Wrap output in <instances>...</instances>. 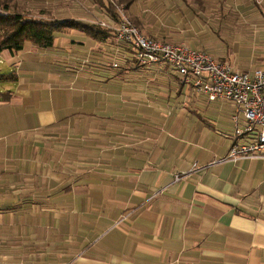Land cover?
I'll list each match as a JSON object with an SVG mask.
<instances>
[{"label": "crops", "instance_id": "0c3cea01", "mask_svg": "<svg viewBox=\"0 0 264 264\" xmlns=\"http://www.w3.org/2000/svg\"><path fill=\"white\" fill-rule=\"evenodd\" d=\"M116 1L151 38L264 67V0ZM20 4L112 17L107 0ZM108 29L30 46L0 102V264H264V159L221 160L234 104L140 66Z\"/></svg>", "mask_w": 264, "mask_h": 264}, {"label": "built area", "instance_id": "2783aa9c", "mask_svg": "<svg viewBox=\"0 0 264 264\" xmlns=\"http://www.w3.org/2000/svg\"><path fill=\"white\" fill-rule=\"evenodd\" d=\"M109 1L115 6L119 19L111 17L110 22L101 21L99 25L114 30L116 39L133 49L140 66L167 65L177 72L182 81L205 94L210 101L224 99L234 104L232 119L235 123L234 136L238 141L233 143L228 156L221 160L243 157L264 159V67L241 71L230 62L217 60L209 52L151 38L128 18L119 3ZM241 115L246 119L244 126L239 125ZM245 137H249V142H241L240 139ZM125 218L123 216L118 224Z\"/></svg>", "mask_w": 264, "mask_h": 264}, {"label": "trees", "instance_id": "16d2710c", "mask_svg": "<svg viewBox=\"0 0 264 264\" xmlns=\"http://www.w3.org/2000/svg\"><path fill=\"white\" fill-rule=\"evenodd\" d=\"M119 1L125 2L129 6L134 0ZM107 2L112 18L116 17L114 5L109 0ZM3 8L0 9V54H6L10 59L15 58L20 51L24 50L27 42H30V46L33 45L37 48L52 47L55 42L56 32L62 29L65 30V28L81 29L85 33L99 38L107 31V28L101 25L94 27L73 22L35 19L27 16L23 12L12 11L8 5H5ZM135 24L137 23L135 22ZM112 31L114 32V30ZM1 77L2 74L0 73V79ZM10 78L12 79L11 81H17V72L15 71ZM12 95L13 91L11 89L0 92V102L9 101Z\"/></svg>", "mask_w": 264, "mask_h": 264}, {"label": "rangeland", "instance_id": "374dc122", "mask_svg": "<svg viewBox=\"0 0 264 264\" xmlns=\"http://www.w3.org/2000/svg\"><path fill=\"white\" fill-rule=\"evenodd\" d=\"M22 1L23 0H0V9H4L3 7L5 5H8V7H10L12 11L23 12L27 16L33 17L35 19L48 20V21H65L68 23L73 22V23H78L80 25H86L83 22L77 21L76 18H74V17L73 18L70 16H67L65 18L60 17L61 14L59 13V11L57 9V7H60V6L54 5V9L51 12L47 13V12L41 11L39 9L33 10L31 8V6H28V4H20ZM56 14L57 15L59 14V15L57 16ZM90 26L99 27L100 25L98 24V26H97V24H93ZM73 30L78 31V32H84L83 30L77 29V28H68V29L65 28V30L62 29V30L57 31L56 33L71 32ZM30 45H31L30 42H27L25 49L20 51L19 54L13 59H8V56L6 54H3V53L0 54V59L2 60V61H0V73L2 74V77L0 79V92L12 89V86L14 85L15 81H11L12 79L10 78V76L15 71L17 72V69H18L17 67L24 61L25 56L27 55L26 52L29 50ZM226 61L230 62L232 65H234V63H235V60L230 58V55L227 57ZM243 63L253 65V61H251V60H245V61H243ZM24 67H25V64H24L23 68ZM255 68H257V67H255ZM6 141H8L7 136L4 137L2 140H0L1 144H3V142H6ZM17 222L21 223L22 220H17ZM7 223H8L7 219L0 218V228L5 227L7 225ZM41 226L42 225L40 223L38 228H40Z\"/></svg>", "mask_w": 264, "mask_h": 264}]
</instances>
